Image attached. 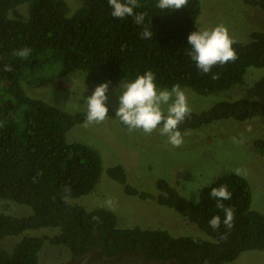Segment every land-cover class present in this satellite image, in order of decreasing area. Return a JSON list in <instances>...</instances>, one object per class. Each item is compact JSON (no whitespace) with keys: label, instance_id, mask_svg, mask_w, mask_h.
Segmentation results:
<instances>
[{"label":"trees","instance_id":"trees-1","mask_svg":"<svg viewBox=\"0 0 264 264\" xmlns=\"http://www.w3.org/2000/svg\"><path fill=\"white\" fill-rule=\"evenodd\" d=\"M65 1L0 0V200L32 210L28 217L0 214V239L59 229L51 237H22L11 253L0 247V264H39L45 242L66 247L73 259L93 251L105 258L142 253L177 264H229L245 252L264 251V215L251 209L249 184L234 173L217 177L192 203L164 179L153 196L128 185L121 166L107 171L125 194L174 210L208 240L120 228L107 210L72 205L71 199L93 190L101 160L88 146L67 143L66 133L89 119L114 118L115 112L95 102L69 113L25 91L80 71L101 86L133 80L208 96L242 84L247 69L264 68V31L252 32L246 43L214 38L196 26L199 0H81L70 16ZM242 1L264 13V0ZM23 4L26 16L18 10ZM255 117L264 118V102L237 99L179 118L129 112L120 123L184 132ZM254 148L264 155V140Z\"/></svg>","mask_w":264,"mask_h":264},{"label":"rangeland","instance_id":"rangeland-1","mask_svg":"<svg viewBox=\"0 0 264 264\" xmlns=\"http://www.w3.org/2000/svg\"><path fill=\"white\" fill-rule=\"evenodd\" d=\"M68 16L81 0H66ZM196 26L218 39L246 43L254 31H264V13L245 5L242 0H199ZM27 15V5L18 7ZM26 93L69 113L83 112L91 103H101L115 112L114 118L101 117L73 126L65 136L67 143H79L93 149L101 160V173L93 190L71 199L87 211L104 209L114 214L120 228L163 230L173 237L190 236L208 240L207 235L172 209L152 199L127 195L123 187L108 176V169L121 166L128 185L156 196V182L166 180L192 203L199 192L224 173H234L249 184L251 209L264 215V155L254 148L264 140V118L240 122L234 119L215 121L195 130L174 132L163 126L134 123L122 126L121 115H146L157 111L173 118L184 113L200 114L222 101L247 99L264 102V68H249L244 81L229 90L200 96L187 88L162 90L148 83L124 80L115 86L93 84L86 75L75 71ZM0 214L12 217L32 215L30 207L0 200ZM57 228L26 230L18 236L0 239V247L11 253L22 237L53 236ZM39 264H177L174 261H151L142 253L120 254L105 258L93 251L73 259L62 245L45 242ZM229 264H264V251H248Z\"/></svg>","mask_w":264,"mask_h":264}]
</instances>
